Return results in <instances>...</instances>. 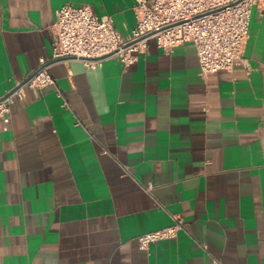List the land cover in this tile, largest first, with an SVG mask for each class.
Returning <instances> with one entry per match:
<instances>
[{
	"label": "crops",
	"instance_id": "obj_1",
	"mask_svg": "<svg viewBox=\"0 0 264 264\" xmlns=\"http://www.w3.org/2000/svg\"><path fill=\"white\" fill-rule=\"evenodd\" d=\"M66 4L135 24V0H0V97L49 58ZM198 70L192 44L150 39L127 67L57 62L25 88L0 121V264H264V3L232 70Z\"/></svg>",
	"mask_w": 264,
	"mask_h": 264
},
{
	"label": "built area",
	"instance_id": "obj_2",
	"mask_svg": "<svg viewBox=\"0 0 264 264\" xmlns=\"http://www.w3.org/2000/svg\"><path fill=\"white\" fill-rule=\"evenodd\" d=\"M264 0H135V24L121 35L107 15H96L89 5L66 4L55 10L49 58H40L35 70L0 97V121L10 123V107L24 98V89L40 91L54 85L50 66L77 60L86 68L100 67L116 58L123 67L138 59L148 40L167 51L190 43L198 58V74L231 71L242 56L254 6ZM182 229L180 220L136 237L137 247L173 239Z\"/></svg>",
	"mask_w": 264,
	"mask_h": 264
}]
</instances>
